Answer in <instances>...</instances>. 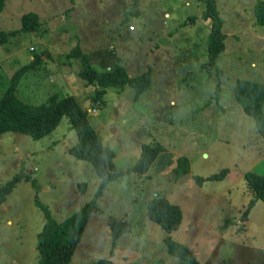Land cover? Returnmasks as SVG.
I'll return each instance as SVG.
<instances>
[{
	"label": "rangeland",
	"instance_id": "374dc122",
	"mask_svg": "<svg viewBox=\"0 0 264 264\" xmlns=\"http://www.w3.org/2000/svg\"><path fill=\"white\" fill-rule=\"evenodd\" d=\"M260 1L214 0L224 50L211 64V19L202 17L206 0H5L0 96L13 73L40 56L21 74L17 97L39 104L55 93L72 95L114 151L116 171H128L98 201L100 211L91 214L69 264L100 258L189 264L169 253L166 236L203 264H264V202L256 200L242 215L251 198L243 174H264V138L233 93L236 81L264 86V23L255 10ZM31 13L39 24L21 30L22 16ZM74 46L91 55L97 70L120 65L131 77L148 73V86L139 94L128 84L108 87L93 101L99 87L79 78V58L66 57ZM75 142L66 116L38 140L14 132L0 136V185L23 171L38 187L22 180L0 203V264L36 263L44 216L36 197L56 222L94 198L101 180L89 162L68 154ZM148 144L162 151L145 174H137L132 168ZM179 158L189 163L180 178ZM222 169L228 170L223 179H194ZM156 194L180 206L178 229L165 231L148 216L147 201ZM111 219L128 223L114 242Z\"/></svg>",
	"mask_w": 264,
	"mask_h": 264
},
{
	"label": "trees",
	"instance_id": "16d2710c",
	"mask_svg": "<svg viewBox=\"0 0 264 264\" xmlns=\"http://www.w3.org/2000/svg\"><path fill=\"white\" fill-rule=\"evenodd\" d=\"M4 2L5 0H0V12L4 7ZM263 7L264 3L262 1L255 5L256 13H258L256 19L259 23H264ZM202 17L211 19L207 49L209 61L213 64L218 55L224 50L221 19L214 0H206ZM38 20V15L35 13L22 16L21 30L34 31L39 24ZM7 40L8 32L0 30V44L7 42ZM66 57L79 58L81 63L78 72L79 78L88 84H96L99 87L93 101H97L108 87L128 84L135 89L136 94H139L148 86V73L131 77L120 65L110 66L105 70H97L91 63V55L82 52L78 46H74L67 52ZM40 60V56H35L27 65L19 67L11 76L9 85L0 96V136L8 132H14L38 140L49 135L62 116L68 118L69 129L73 130L76 136L75 144L67 150L68 154L75 159L89 162L101 181L92 201L61 222L54 221L47 206L36 197L35 204L42 209L44 216L43 227L37 234L36 239L38 257L35 264H69L76 247L82 239L91 214L100 211L98 201L109 184L121 175L127 174L128 171H116L113 163L114 151L103 145L88 119L87 111L80 106L72 95L60 97L55 93L39 104L27 103L17 97L16 88L21 74L28 68L36 66ZM233 93L244 112L253 119L256 135L264 138V86L250 81H236ZM161 151L162 148L157 144L155 146L149 144L142 146L140 157L132 170L137 174H145ZM188 172V161L179 158L176 176L180 178ZM227 172V169H222L206 177H194V179L202 184L205 180L223 179ZM243 178L246 188L251 194V198L242 213L245 216L256 200L264 202V174L247 171L243 174ZM22 180L30 182L33 188L38 189L35 180H32L30 175L24 174L22 171L8 182L0 185V203L5 200L15 184ZM79 188L84 191L85 184H80ZM147 214L152 221L168 232L178 229L182 221L180 206L159 194L147 201ZM109 228L114 242L122 233L127 231L128 223L125 220L111 219ZM164 241L166 248L172 255L188 261L189 264H203L196 259L194 252L186 245L173 240L170 236H166ZM110 253L113 255V249ZM91 264L115 263L111 259L100 258Z\"/></svg>",
	"mask_w": 264,
	"mask_h": 264
}]
</instances>
